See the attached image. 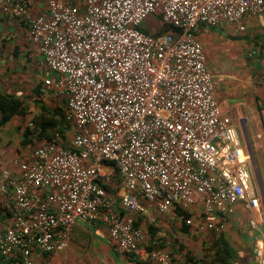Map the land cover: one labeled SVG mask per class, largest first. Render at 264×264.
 Segmentation results:
<instances>
[{"label": "built area", "instance_id": "obj_1", "mask_svg": "<svg viewBox=\"0 0 264 264\" xmlns=\"http://www.w3.org/2000/svg\"><path fill=\"white\" fill-rule=\"evenodd\" d=\"M25 2L1 10L25 17L27 38L53 74L49 85L64 99L72 132L67 145L33 149L21 182L1 172L18 215L0 230V256L36 264L34 252L66 249L76 220L100 218L118 255L133 264H169L166 252L144 246L128 218L109 211L113 201L104 186L128 212L142 214L143 204L159 214L179 207L189 215L185 225L198 233L221 232L238 204L250 228L262 224L253 164L214 99L194 32L219 24L242 31L244 16L264 13L263 0H49L45 14L34 17L26 15ZM151 15L175 32H140ZM254 256L264 264V247Z\"/></svg>", "mask_w": 264, "mask_h": 264}, {"label": "crops", "instance_id": "obj_2", "mask_svg": "<svg viewBox=\"0 0 264 264\" xmlns=\"http://www.w3.org/2000/svg\"><path fill=\"white\" fill-rule=\"evenodd\" d=\"M13 1L0 0V93L13 94L16 98L21 99L22 88L26 85L30 87L31 75L34 79L38 71L45 68L41 64L42 59L36 52L35 46L27 38L28 26L25 17L10 18L1 10L4 6L12 5ZM48 1L26 0V15L34 17L45 14ZM61 1L75 4L71 0ZM240 24L243 27V32L239 31L236 25L219 24L215 27L200 25L196 28L194 37L201 44L202 51L205 52L206 69L211 65L215 68L214 76L211 77V81L214 80L212 81L214 99L222 115L230 118L234 128L238 131L242 156L244 159H250L251 163L256 166V153L259 154L258 151L264 149V110L262 109L264 106V13L262 15H246ZM159 29L160 27L153 33L155 34ZM249 47L250 52H248ZM242 49L244 53L239 55L238 51L241 52ZM231 68H243L244 71L240 74L231 72L232 74L229 75L228 70ZM251 71L255 72L256 77L251 75ZM213 77L214 79H212ZM28 93H30V89ZM30 113L28 109L24 116L17 115L9 120L13 122L12 126L17 131V145H12L9 140L5 142L0 137V187L6 182L1 178L3 171L9 173V180L12 183L21 182V169L32 162L33 149L48 142V128H46V134L41 132L45 129L42 126L46 124V119L40 116L39 120L33 124L32 128H34L31 129L27 127V114ZM45 114L47 115L46 112ZM240 119L243 122L242 125L238 124ZM249 122L251 130L246 129ZM4 125L0 126V130ZM57 137L56 140H58ZM250 139H253L254 146H251ZM31 141L35 142L37 146L32 148ZM18 147H29L30 150L18 155ZM15 163H18V166ZM12 165L15 166L13 173L4 168ZM258 187H260L259 184L257 189ZM106 189L107 197L113 201L109 211L119 218H128L133 227L137 223L135 228L142 231L144 246L166 252L169 264H204V260L209 262L211 258L204 259V242L213 236L223 237L221 233L224 229L223 222L229 216H234L232 220L235 230L230 235L238 253L245 247L242 243L249 239L248 235L250 234L246 233L241 225L239 227L236 225L241 224L242 216L246 220L249 216L239 204L234 206L232 214L223 218L221 232L215 233L210 230L201 234L193 227L185 225L184 221L189 215L179 207H170L159 214L155 213L152 205L142 203L145 207L144 212L142 214L132 213L120 207L114 191L109 186L108 188L106 186ZM259 192L264 203L262 189ZM10 193V189H6L5 193L0 192V230L10 225L18 215L9 200ZM176 210H180L186 216L184 218L183 214L178 216ZM102 212L106 213L105 210ZM153 214H157L156 217H153ZM151 217L155 218L153 222L148 221ZM196 219L197 217L194 220ZM149 227H151V231H149ZM250 230L255 229L250 228ZM186 237L198 247L191 249L183 245L180 241ZM236 238L240 239V242ZM263 241L262 239V243ZM32 258L36 264H133L127 258L118 255L114 243L108 237L107 226L100 218L91 223L76 220L68 231L67 246L63 252L57 254L34 252ZM253 259L255 264L254 255ZM235 261L231 258L227 264H240L238 257L235 258ZM0 264H16V260H0Z\"/></svg>", "mask_w": 264, "mask_h": 264}, {"label": "rangeland", "instance_id": "obj_3", "mask_svg": "<svg viewBox=\"0 0 264 264\" xmlns=\"http://www.w3.org/2000/svg\"><path fill=\"white\" fill-rule=\"evenodd\" d=\"M72 2L76 3V0H71ZM160 25L158 17L155 15L148 16L142 23L139 25L138 30L140 32L148 33V34H154L153 32L156 31L157 27ZM243 32V31H241ZM237 52V50L235 49ZM248 52H250V47L248 48ZM204 51H203V57H204ZM244 53V50L242 49L241 52L238 51V54L241 55ZM206 56V55H205ZM254 60V59H252ZM214 67L207 66V70L210 74V76H214ZM244 71L243 68L239 69H229L228 74L231 75L233 73L240 74ZM251 75L253 77L255 76V72L251 71ZM53 79V74L45 69H41L38 71L36 77L33 79L31 75V82L29 83L30 87L26 85V87H23L21 90V100L24 105V107H27L29 111L31 112L30 114H27L28 119L27 122H31L32 117H37L38 115H42L44 119L49 121L48 125V134H52L56 136L59 134V137H57L58 141L61 140V142H64L65 145L69 143V138L71 135V122L66 119L67 112L64 110V99L61 97H58L54 94V91L52 87L49 85V82ZM214 79V77L212 78ZM214 81V80H212ZM260 82V81H259ZM38 86L39 87V94L35 95L33 93V88ZM263 88V87H262ZM30 89V93H28ZM33 94V95H32ZM13 96V94H12ZM15 97V96H14ZM41 108H44L45 113H41ZM27 109V110H28ZM264 115V114H263ZM52 121L53 126H50V122ZM32 126L34 122L32 121ZM13 125V122H7V124L4 125L2 130H0V137H2L5 142L10 141L12 145H17V131ZM31 127V129H33ZM248 126V128H247ZM246 129H250V122L246 125ZM249 130V131H250ZM238 132V131H237ZM57 133V134H56ZM247 134L250 137V134L247 132ZM57 143L60 145V143ZM56 144V143H55ZM250 144L251 146H254V141L253 139H250ZM31 146L34 148L37 146V144L33 141H31ZM29 147H18V155L20 153L24 154L29 151ZM259 154L256 153V169L258 172V181L260 183V187L262 189V194L264 197V189H263V178H264V149H261L258 151ZM18 166V163H15ZM6 170H8L10 173H13L15 166H8L4 167ZM254 193L256 194V197H258V194L260 193L257 189L256 183L254 182V186L252 187ZM157 214H153V217H156ZM152 218V217H151ZM155 219V218H154ZM153 219V221H154ZM234 216H229L226 221L223 222L224 229L221 232L223 234L224 239L226 240L229 248L231 249V254H232V259L239 258L240 259V264H254V249L256 247H264V241L262 243V239L264 240V222H262L261 225L256 226L255 230H250L249 226L247 225L246 218L242 216L240 218L241 224H236L237 227L241 225L243 227L244 231L249 233L248 235V241L242 243L243 246V251L240 253L237 252V248L234 246V243L232 241L230 233L235 230L234 227ZM261 220H264V216L261 218ZM236 223V222H235ZM249 228V229H248ZM252 229V228H251ZM240 230V229H239ZM201 234H204V232H201ZM238 242H240V239L236 238ZM183 245H186L188 248H197L198 246L193 244L191 240L186 237L181 239L180 241ZM255 247V248H254ZM236 262V261H235Z\"/></svg>", "mask_w": 264, "mask_h": 264}, {"label": "trees", "instance_id": "obj_4", "mask_svg": "<svg viewBox=\"0 0 264 264\" xmlns=\"http://www.w3.org/2000/svg\"><path fill=\"white\" fill-rule=\"evenodd\" d=\"M174 32H175L174 29L167 27V26H163L156 32V34H160V33L172 34ZM145 34H148V33H145ZM33 93L35 95H38L40 93L38 86L33 88ZM27 109H28L27 107H24L21 99L16 98V97L9 95V94H1L0 93V126L6 124L14 116H17V115L24 116L26 114V112L28 111ZM262 109L264 110V106H262ZM40 111H41V113H45L44 108H41ZM40 116H42V115H38L37 117H33L31 120L34 123H36V121L39 120ZM45 122H46V124H43V126H42L45 129L43 131H41L43 134H46V128H48V125H49L48 120H46ZM50 126L51 127L53 126L52 121L50 122ZM56 136L59 137V134H57ZM56 136H54L52 134V132H51V134H48V139H47L48 142L53 141L56 144L61 142V140L60 141L56 140ZM61 144H62V146L64 145L63 142H61L60 145ZM5 184H6V182H5ZM5 187H6V189L11 190V187L9 185L6 184ZM103 188L105 190L106 186H104ZM176 214H178V216H180L183 213L180 210H176ZM184 216H186V215L183 214V218H184ZM134 225L136 227L137 223H135ZM148 229H149V231H151V227H149ZM147 248H149V247H147ZM231 253H232L231 249L229 248L227 242L225 241V239L223 237L213 236V237L208 238L207 241L204 242V259L206 257L211 258V260H209V262L204 260V264H210V263L211 264H214V263L215 264H227L228 261H230V259L232 258ZM0 260H7V259H4V256H0Z\"/></svg>", "mask_w": 264, "mask_h": 264}, {"label": "water", "instance_id": "obj_5", "mask_svg": "<svg viewBox=\"0 0 264 264\" xmlns=\"http://www.w3.org/2000/svg\"><path fill=\"white\" fill-rule=\"evenodd\" d=\"M254 163V162H253ZM253 171V175H254V180H255V183H257L256 184V186H258V184L260 185V183H259V179H258V172H257V169H256V166H255V164H253V169H252ZM258 189H259V191L261 190V188L260 187H258Z\"/></svg>", "mask_w": 264, "mask_h": 264}, {"label": "bare ground", "instance_id": "obj_6", "mask_svg": "<svg viewBox=\"0 0 264 264\" xmlns=\"http://www.w3.org/2000/svg\"><path fill=\"white\" fill-rule=\"evenodd\" d=\"M146 18H148V17H146ZM146 18H145V19H146ZM145 19H144V20H145ZM144 20H143V21H144ZM159 26H160V25H159ZM159 26L157 27V29L159 28Z\"/></svg>", "mask_w": 264, "mask_h": 264}, {"label": "flooded vegetation", "instance_id": "obj_7", "mask_svg": "<svg viewBox=\"0 0 264 264\" xmlns=\"http://www.w3.org/2000/svg\"><path fill=\"white\" fill-rule=\"evenodd\" d=\"M252 169H253V166H252Z\"/></svg>", "mask_w": 264, "mask_h": 264}]
</instances>
